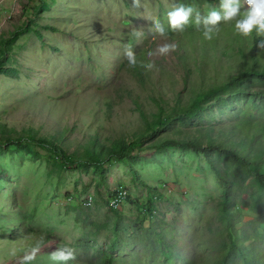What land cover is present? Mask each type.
Masks as SVG:
<instances>
[{
	"label": "rangeland",
	"instance_id": "1",
	"mask_svg": "<svg viewBox=\"0 0 264 264\" xmlns=\"http://www.w3.org/2000/svg\"><path fill=\"white\" fill-rule=\"evenodd\" d=\"M39 1L0 0V58L4 68L17 71L0 72V128L6 132L30 134L27 129L31 128L37 136L53 140L62 136L61 143L69 152L82 154L91 137L110 144L106 137L123 134L130 141L142 129L144 121L132 99L118 98L119 87L137 94L143 108H150L148 113L157 110L150 102L159 89L174 97L167 90L170 76L177 77V89H184L174 53L179 45L166 32L167 10L183 0H45L48 7L36 14ZM152 18L163 24L164 35L150 30ZM228 34L220 38L230 51L232 34ZM4 40L10 43L5 54L1 50ZM165 42L175 47L159 53L157 46ZM146 48L157 69L152 82L142 85L120 66L126 50L140 58ZM256 100L264 105V98ZM245 103L244 97L233 99L223 111L213 104L200 122L235 120ZM258 111L264 114V108ZM195 123L190 122L189 128L196 127ZM29 144L0 146V264H21L25 250L18 247L24 241L17 229L37 226L52 231L55 239L41 246L33 260L46 256L62 241L74 250L70 262L90 264L87 261H95L99 251L109 247L114 234L111 224L116 220L95 191L99 172L77 163L65 166L48 147ZM139 153L133 166L111 158L100 185L107 196L119 186L130 192L129 203L121 209L119 228L124 229L125 238L117 240L120 250L116 251L122 252H116V264H193L202 256L214 257L221 244L215 234L221 222L219 199L225 192L224 180L208 155L176 146L166 150L144 147ZM213 156L214 165L230 179L233 190L228 200L243 202L236 212L235 227L244 226L249 234L259 231L261 235L254 241L242 239L247 245L264 248V190L258 192L251 184L253 176L236 161L222 153ZM134 166L146 183L133 181ZM148 184L158 190L152 192ZM92 195L90 205H78ZM255 197L257 208L251 205ZM92 221H107L109 227L96 231ZM80 241L91 247L80 248Z\"/></svg>",
	"mask_w": 264,
	"mask_h": 264
},
{
	"label": "trees",
	"instance_id": "2",
	"mask_svg": "<svg viewBox=\"0 0 264 264\" xmlns=\"http://www.w3.org/2000/svg\"><path fill=\"white\" fill-rule=\"evenodd\" d=\"M183 1L185 4H191L193 9L198 10L201 15L206 14L207 9L216 6L215 4L219 2V0ZM46 7H48V3L45 0H40L34 11L37 14ZM246 7L247 4L241 0V10ZM218 24L219 29L208 39H205L202 35V29H198L193 23L191 15L188 23L184 25L183 31L178 34L174 33L176 30L173 29L174 31H172L167 24L166 32L169 31V38L174 39L179 45L174 53L179 60L177 67L182 71L184 78V89H177L175 86L177 77L170 76L169 80L171 81L167 86V90L172 91L174 97L168 96L159 89V94H153L150 102L151 106H156V111L148 113L150 108H143L137 94H130L131 90L129 88H118V98L122 99L129 96L144 121L143 126H141L142 129L135 131L130 141H126L124 135L120 134L113 138L106 137L111 140L110 144H106V142L100 141L97 136H94L88 140V147H85L84 152L80 154L69 152L61 143L62 136H60V140H53L52 137L48 136H37L36 131L31 128L27 129L30 134L23 132L14 135L3 130L2 126L0 128V146L16 144L21 147L27 144L30 147L29 142L32 141L51 149L65 166L69 167V165L77 163L78 166L84 169L90 166L95 167L100 174L95 191L103 198L106 205H108V196L100 189V185L104 183L105 166L111 158L126 161L130 166H133L138 161L139 150L144 147L166 150L170 146H176L194 151V154L205 153L213 164L216 173L224 180L225 193L219 199L221 222L219 223L220 227H217L215 232V234L217 233V241L221 244L214 257L202 256L195 264H264V248H260L255 244L247 245L242 239L246 238L254 241L260 237L261 233L256 230L254 233L249 234L244 226L235 227L236 212L241 211L243 202H236L235 204L228 200L233 190L232 186L230 187V179L220 173L213 162L215 152L222 153L224 158L233 159L253 176L251 184L257 187L258 192L264 190V114L258 111L263 110L264 105L259 104L256 100L257 97L264 98V47L257 46L256 41L261 37L257 36L254 31L247 36L234 31L233 20H222ZM26 26L29 27V24H26ZM35 32L38 36L43 37L41 30L36 29ZM227 33H230L228 34L230 36L232 34L233 47L230 51L226 49L220 38L221 35ZM13 35L16 36L18 33L14 32ZM9 45L10 43L4 40L3 46H1L3 54L7 51ZM149 51L150 49L146 48L145 54L140 58H136L137 63L132 67L127 66L126 60L120 66V68L126 69L127 72H131L142 85L152 82L151 76L153 71L157 69V66L146 55ZM148 61L152 62L151 68L143 66ZM4 65L0 58V72H17L12 68H4ZM156 85L158 86V84ZM185 91L187 95L184 93ZM240 97H244L246 103L244 109L239 110L235 120L227 122L219 120V122L213 123L209 119L200 122L204 119L205 112L213 104L221 107L223 111L224 106L231 105L233 99ZM253 107H257L258 110L255 111ZM193 121H196V127L189 128L190 122ZM174 124L176 126L169 128ZM24 140L29 142L24 143ZM91 141L93 146H90ZM132 174L133 181L136 184L139 181L146 183L141 178L139 169L135 166L132 169ZM152 188L153 186L148 184V189L152 192L158 190V188ZM113 193L112 190L110 196H113ZM91 198L93 201V195ZM85 200L80 201L78 205L82 207L90 205V201ZM257 200L258 198L255 197L251 203L252 207L257 208ZM148 202L151 204L152 200L149 199ZM230 204L234 207L231 208ZM107 207L116 214V220L114 218L111 224L114 234H112L110 242L113 245L109 242L107 249L99 251L100 256L98 259L93 262L87 261L90 264H116V252H119L116 250H120L117 244L119 241L117 240L123 241L125 238L124 229L120 230L119 228L120 222L123 220L121 210L116 209L114 205H108ZM140 213V215H144V212L141 211ZM87 222L88 220H85V223ZM106 222L92 221L91 224H97L98 229L96 231H99L104 227H109V223ZM17 230L24 241L19 245V251L25 250L37 241L43 246L55 239L52 231L43 230L40 226L27 227L26 229L18 227ZM80 242L77 245L84 250L91 247L89 242ZM62 243V241H59L57 245H62ZM132 244L134 245V241H132ZM154 244V241H152L151 245ZM166 245H169V242ZM92 248L94 250L95 246ZM127 250L129 251L130 248H127ZM119 259L123 260L124 257L120 255ZM21 264H56V262L50 260L48 253L46 256L37 257V260L21 262ZM64 264L76 263L67 261ZM155 264H158V262Z\"/></svg>",
	"mask_w": 264,
	"mask_h": 264
},
{
	"label": "clouds",
	"instance_id": "3",
	"mask_svg": "<svg viewBox=\"0 0 264 264\" xmlns=\"http://www.w3.org/2000/svg\"><path fill=\"white\" fill-rule=\"evenodd\" d=\"M243 2L247 4V7L241 10V0H219L218 6L209 8L204 15H201L198 10H194L191 4L177 3L166 12L168 27L183 31L184 25L188 23L189 16L191 15L192 21L197 27L202 25V35L205 39H208L219 29V21L233 20L234 31L245 36L254 31L257 36L261 37V39L256 41L257 46L264 47V0H243ZM151 21L150 30L164 35L165 28L160 20L152 18ZM174 47L175 44L165 42L157 46V51L159 53H166L169 48ZM146 55H152V52L149 51ZM124 58L128 67H132L137 63L135 53L130 49L124 52ZM143 66L151 68L152 62L148 61ZM118 189L126 190L124 201L120 204L121 206L115 207L121 210L130 200V192L125 186L115 188L113 196L108 195L107 204L111 205V199L117 194ZM86 200L90 201L89 204H91V196ZM40 247L39 241L33 243L25 249L20 260L22 262L32 261ZM49 258L53 262H56V264H64V262L74 258V250L69 244H59L55 250L49 252ZM193 264H195V261H193Z\"/></svg>",
	"mask_w": 264,
	"mask_h": 264
},
{
	"label": "bare ground",
	"instance_id": "4",
	"mask_svg": "<svg viewBox=\"0 0 264 264\" xmlns=\"http://www.w3.org/2000/svg\"><path fill=\"white\" fill-rule=\"evenodd\" d=\"M126 194V190L122 189L117 192V194L114 196L113 199H111V205H114L115 207L120 206V204L124 201Z\"/></svg>",
	"mask_w": 264,
	"mask_h": 264
}]
</instances>
